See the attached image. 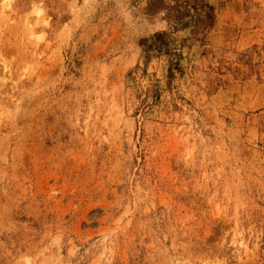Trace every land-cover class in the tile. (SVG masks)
Listing matches in <instances>:
<instances>
[{
    "label": "rangeland",
    "instance_id": "obj_1",
    "mask_svg": "<svg viewBox=\"0 0 264 264\" xmlns=\"http://www.w3.org/2000/svg\"><path fill=\"white\" fill-rule=\"evenodd\" d=\"M0 264H264V0H0Z\"/></svg>",
    "mask_w": 264,
    "mask_h": 264
}]
</instances>
